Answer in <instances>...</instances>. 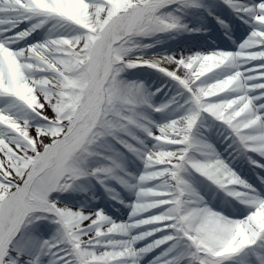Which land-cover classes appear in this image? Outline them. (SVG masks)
<instances>
[{
  "label": "snow or ice",
  "instance_id": "obj_1",
  "mask_svg": "<svg viewBox=\"0 0 264 264\" xmlns=\"http://www.w3.org/2000/svg\"><path fill=\"white\" fill-rule=\"evenodd\" d=\"M0 264H264V0H0Z\"/></svg>",
  "mask_w": 264,
  "mask_h": 264
},
{
  "label": "rangeland",
  "instance_id": "obj_2",
  "mask_svg": "<svg viewBox=\"0 0 264 264\" xmlns=\"http://www.w3.org/2000/svg\"><path fill=\"white\" fill-rule=\"evenodd\" d=\"M222 15L224 16V13L227 14L228 16L229 13L227 11L221 10ZM225 17V16H224ZM230 19L232 20L233 24H237L238 22L235 20V18L230 17ZM208 26H209V30H216L215 34L217 36V38H215V36L213 35H207V32H201V33H194L196 34L195 36H192L191 39L190 37H184L186 36L188 33L186 34H180L177 35L174 39H170L167 40L166 44H172L175 42H177V39L181 38L179 40V45L180 47H178L176 50H179L180 48H184V47H188L191 48L193 50L196 49H201V48H212V47H220V48H228V47H234L235 43L238 42V39L241 36V29L239 27H237L236 29V34L233 37V39H227L222 33L223 30L211 19L209 18L208 21ZM192 33H190L191 35ZM206 37H210L206 38ZM223 37V38H222ZM190 44V45H189ZM168 49V48H167ZM137 71L138 75L141 76H148L151 72V70H134Z\"/></svg>",
  "mask_w": 264,
  "mask_h": 264
},
{
  "label": "bare ground",
  "instance_id": "obj_3",
  "mask_svg": "<svg viewBox=\"0 0 264 264\" xmlns=\"http://www.w3.org/2000/svg\"><path fill=\"white\" fill-rule=\"evenodd\" d=\"M164 47H167L169 50H176L178 47H180L178 41L172 44H165Z\"/></svg>",
  "mask_w": 264,
  "mask_h": 264
}]
</instances>
